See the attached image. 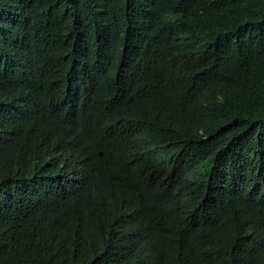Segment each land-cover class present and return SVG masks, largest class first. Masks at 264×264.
<instances>
[{"label": "trees", "instance_id": "1", "mask_svg": "<svg viewBox=\"0 0 264 264\" xmlns=\"http://www.w3.org/2000/svg\"><path fill=\"white\" fill-rule=\"evenodd\" d=\"M0 264H264V0H0Z\"/></svg>", "mask_w": 264, "mask_h": 264}]
</instances>
